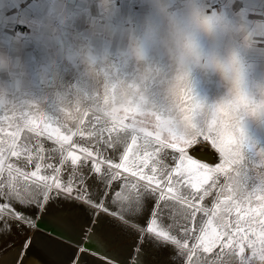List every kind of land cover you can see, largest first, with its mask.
I'll return each mask as SVG.
<instances>
[{"label": "snow or ice", "instance_id": "obj_1", "mask_svg": "<svg viewBox=\"0 0 264 264\" xmlns=\"http://www.w3.org/2000/svg\"><path fill=\"white\" fill-rule=\"evenodd\" d=\"M249 36L264 46V34ZM146 96L118 102L109 81L53 114L0 103V236L28 232L37 211L62 203L89 210V228L110 217L133 242L123 264L146 240L178 264H264V149L243 154L214 117L182 127V105Z\"/></svg>", "mask_w": 264, "mask_h": 264}, {"label": "crops", "instance_id": "obj_2", "mask_svg": "<svg viewBox=\"0 0 264 264\" xmlns=\"http://www.w3.org/2000/svg\"><path fill=\"white\" fill-rule=\"evenodd\" d=\"M176 1L182 0H0V86L39 83L79 47L89 58L118 53L154 9ZM203 1L246 34H264V0ZM244 55L253 83L264 80V46L245 47ZM248 124L253 136L264 137V119Z\"/></svg>", "mask_w": 264, "mask_h": 264}, {"label": "clouds", "instance_id": "obj_3", "mask_svg": "<svg viewBox=\"0 0 264 264\" xmlns=\"http://www.w3.org/2000/svg\"><path fill=\"white\" fill-rule=\"evenodd\" d=\"M198 35L219 36L228 41L234 35L237 43L226 48L221 57L205 58L198 46ZM255 44L231 18L221 17L219 13L206 8L195 9L188 5L183 17H170L165 48L175 60L176 68L171 78L162 81L166 106L174 111L178 122L183 124L193 116L214 117L216 127L225 141H233V146L246 155L248 139L246 125L251 121L264 119V80L249 84L248 62L244 55L245 47ZM131 53L138 64H142L139 82H126L120 79L107 80L118 102H127L138 94L148 93L150 84L159 76V70L145 63L144 44L140 40L131 42ZM203 64L224 81L226 91L216 102L207 105L194 92L192 84V65ZM99 80L103 70L95 71ZM242 97V99H238Z\"/></svg>", "mask_w": 264, "mask_h": 264}, {"label": "bare ground", "instance_id": "obj_4", "mask_svg": "<svg viewBox=\"0 0 264 264\" xmlns=\"http://www.w3.org/2000/svg\"><path fill=\"white\" fill-rule=\"evenodd\" d=\"M156 31L157 34L166 41V31L164 29H157ZM208 37L212 41H218V46L220 43L219 41H223L222 43L224 44L228 42L219 36ZM220 46L222 47V45ZM89 54L90 57L93 56L92 53ZM129 54H132L131 50ZM223 55L224 52L222 51L221 53H217L216 57H221ZM145 63L159 70V76L151 82L146 96L149 102L159 103L164 99V85L162 81L171 78L174 74L176 62L173 58H169L166 55L163 62H157L155 59L146 58ZM66 65V63H62L57 66L49 67L50 76L55 81L56 87L54 89L41 91L40 94L43 95V98H47V102L41 99L36 105V107L44 110L48 114H53L60 107H75L81 98L94 94L102 86V83L107 82V80L115 78L129 83H138L143 68V65L138 64L136 59L132 56L128 59L127 65L120 71H115V66H113V64L108 66L107 64L99 63L96 67L81 64L79 65L78 74L74 75L70 71H65L67 69L65 67ZM101 69L103 70V76L98 80L95 76V71ZM70 76L75 79V84L71 91L66 89V82ZM191 79L195 94L207 105H211L224 95L223 93H218L216 89L210 85V72H204L200 68H192ZM0 100L8 103L12 101V97L0 91ZM199 159H201L202 162L209 163L212 157L205 154L204 149H201ZM82 208L83 206H78L77 209L73 210H75L76 213L81 212V214H84L85 211L87 212V210L81 211ZM62 211L63 210L59 209L58 205L55 204L48 209L39 210L34 217L36 226L29 228L28 232H20L19 234L14 233L10 236H0V264H70L71 256L74 253H77V256L80 257L81 264H92L94 259L104 261L103 264H113L111 263L113 261L112 258H114L115 261L117 260L116 264H123L122 260L126 258L125 255L127 256L128 251H123L122 255L125 254L124 256L120 255L121 258H115L109 253V255L106 254V248L115 250L118 246L104 243V228H99L102 229L101 231H99V229L95 231L97 227L94 226L92 228L96 227L95 230L93 229L92 231L90 229L92 232L89 230L87 231L85 230L87 226H84L83 219H80L78 222L66 220L64 216L57 214ZM106 220L112 221L109 217H106ZM27 233L28 236L25 246V239L23 238L24 240H22V237ZM14 242L15 244L12 245ZM146 243H149L151 248L154 247L151 241L146 240ZM82 248L84 249L83 252H81ZM113 250L110 251L113 252ZM165 250L168 252L171 251L170 253L174 254V251L170 248L165 249L163 247V251ZM115 252L117 254V251ZM142 252V254H137L132 258V264H151L152 260L150 258L152 257L149 258L145 250H142ZM106 257H109L112 261H108ZM97 264H101V262L97 261Z\"/></svg>", "mask_w": 264, "mask_h": 264}, {"label": "rangeland", "instance_id": "obj_5", "mask_svg": "<svg viewBox=\"0 0 264 264\" xmlns=\"http://www.w3.org/2000/svg\"><path fill=\"white\" fill-rule=\"evenodd\" d=\"M188 5H191V7L195 8V9L205 8L203 0L176 1L169 6H165L162 8H156L153 10V13L151 12V16H150V19L148 20V22L145 25H143L137 31V33L130 40V43L126 47L121 49L118 53L109 54V55H106L103 57H98L94 54L97 58H100L101 60L94 58V56L91 57L93 59V60H91V58H89L87 55L88 51H86V50H88V49L84 50V49H81L79 47L78 52L75 51V53H72V56H70L68 59H66L67 65L65 67L67 69L65 71L66 72L70 71L74 75H77L79 72V65L87 64L90 67H96L97 64H99V63L107 64L108 66L109 65L111 66L113 64V66H115V71H120L122 68H124L127 65L128 59L131 56L134 57L132 54L131 55L129 54V51L131 50L130 45H131V42L133 40H140L143 42L144 52H145L146 58L153 59V60L155 59V60H157V62H161V61L163 62L166 55L169 58H172L165 48V40L157 34L156 30L157 29H164L166 31V33L168 34L169 18L174 17V16L183 17ZM220 16L223 18L222 15H220ZM197 40H198L199 51H200L201 55L205 58L216 57L217 53H221L222 51L225 54L226 48L237 43V39L234 35L229 36V40H228L227 44L222 43L223 41H219L220 42L219 46L217 43L218 41H212L209 39L208 36L198 35ZM220 45H222V47ZM223 45H225V46H223ZM134 59H135V57H134ZM58 64H55V65H58ZM192 68H200L204 72H207V73L210 72V75H211V80L209 81L210 85H212L218 93L225 94L226 85H225L224 81L219 77L218 74L214 73L210 68L204 66L203 64H198V65L194 64V65H192ZM47 72H48L47 76L43 77L39 83L24 84V85H18V86H13V87H8V88H3L0 86V91L2 93L8 94L9 97H12L11 102L9 101L7 103V102L0 100V103H3V104H26V105L28 104V105L36 106L37 103L41 101V99L44 100L45 102H47V98L46 97L43 98V95H41L40 92L47 90V89H54L56 87V83L50 77L48 70H47ZM212 78H214V79H212ZM248 81H249L250 85L254 84L252 79L250 78L249 74H248ZM74 84H75V79H74V77L70 76L66 82V89H68L69 91L73 90ZM60 108H62V107H60ZM251 131H252L251 126L249 124H247L246 128H245V133H246V136L248 139V144L250 145V147L255 148L257 150L264 149V137L261 139H258V137L253 136ZM55 205H58L59 209L63 210L62 212H59L57 214H61L62 216L65 217L66 220H69V221L74 220L72 222H75V221L78 222L80 219H83V217L85 216V213H86V211L84 214H81V212L76 213L75 210L66 208L62 203H56ZM72 213H74V214H72ZM87 213H88L87 219L90 221V219H91L90 211L87 210ZM102 215L103 214H101V216L98 218L99 223L97 221V225H96L97 228L95 227L96 230H95V228H92V227L91 228L85 227V230H87V231L92 230L93 231V229H94L95 231H98L99 228H104V232H105L104 233V235H105V238H104L105 242L104 243L105 244L106 243L115 244L116 246H118V248L117 249L115 248V250H113L112 248L111 249L106 248V251H105L106 254L109 253L112 256H114L115 258H118V257L121 258V256H124V254H125L124 253L122 255V252L128 251V247L130 245H132V243H133L132 239L130 237L125 236V234L121 232L119 226L115 222H113V221L110 222V220L109 221L106 220V216H102ZM102 219L103 220L105 219V220L103 221ZM100 221H101V223H100ZM101 225H102V227H101ZM101 230L102 229H99V231H101ZM27 236H28V233L22 237V240H24L25 237H27ZM13 244H15V242L12 243V245ZM163 247L165 249H168V247H165V246L157 247L155 245H154V247L151 248V245L149 243H146V241H144L143 243H141L139 245V247H136L134 249V251L138 254H142L143 253L142 250H145V252L147 253V254L146 253L145 254L148 255L149 258L152 257V258H150L152 260L151 264H171V263L172 264H178V262L175 259H173V257L175 256V252L173 254V253H170L171 251L170 252H168L167 250L163 251ZM110 250L111 251L113 250V252H111ZM115 251H117V254ZM125 257H126V255H125ZM133 257H135V255ZM124 260H122V261H124ZM108 261L111 262L112 260L109 259ZM164 261H165V263H164ZM111 263H113V261Z\"/></svg>", "mask_w": 264, "mask_h": 264}, {"label": "built area", "instance_id": "obj_6", "mask_svg": "<svg viewBox=\"0 0 264 264\" xmlns=\"http://www.w3.org/2000/svg\"><path fill=\"white\" fill-rule=\"evenodd\" d=\"M18 31H19V33H23L24 29L23 28H19Z\"/></svg>", "mask_w": 264, "mask_h": 264}]
</instances>
